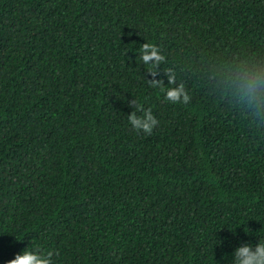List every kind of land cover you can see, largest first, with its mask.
<instances>
[{"label": "trees", "instance_id": "trees-1", "mask_svg": "<svg viewBox=\"0 0 264 264\" xmlns=\"http://www.w3.org/2000/svg\"><path fill=\"white\" fill-rule=\"evenodd\" d=\"M143 43L164 60L144 64ZM256 70L264 0H0V264L28 247L50 264L255 251L264 105L234 82ZM177 85L187 103L165 99ZM134 100L150 135L128 120Z\"/></svg>", "mask_w": 264, "mask_h": 264}, {"label": "clouds", "instance_id": "clouds-1", "mask_svg": "<svg viewBox=\"0 0 264 264\" xmlns=\"http://www.w3.org/2000/svg\"><path fill=\"white\" fill-rule=\"evenodd\" d=\"M140 51V59L144 64L153 61L154 67L164 60V56L159 53L158 47L152 43H143ZM172 83L173 80L170 77L169 84ZM234 83L237 92H239L241 99L246 104L254 108L264 105V70L239 74ZM150 86L165 91L158 81L152 82ZM165 93V99L172 103H187L190 99L189 94L184 91L183 85L168 88ZM133 102L136 104V110L128 115L130 124L133 129L150 135L158 121L152 114L151 108L145 109L135 100ZM141 110H143V114L142 116H138L136 113ZM251 248L252 245L250 244L236 248L233 255L234 264H264V241H259L256 244L255 251H252ZM48 255L50 256L51 252ZM7 264H50V262L47 259H39L36 255L32 254L31 249L28 247L23 250L22 254H17L15 259L8 261Z\"/></svg>", "mask_w": 264, "mask_h": 264}]
</instances>
